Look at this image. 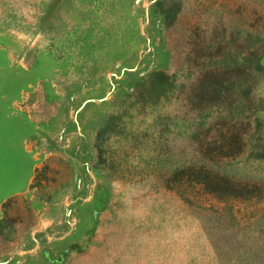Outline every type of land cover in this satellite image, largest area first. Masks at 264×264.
<instances>
[{
    "label": "rangeland",
    "instance_id": "1",
    "mask_svg": "<svg viewBox=\"0 0 264 264\" xmlns=\"http://www.w3.org/2000/svg\"><path fill=\"white\" fill-rule=\"evenodd\" d=\"M0 148V264H264V0H0Z\"/></svg>",
    "mask_w": 264,
    "mask_h": 264
},
{
    "label": "trees",
    "instance_id": "2",
    "mask_svg": "<svg viewBox=\"0 0 264 264\" xmlns=\"http://www.w3.org/2000/svg\"><path fill=\"white\" fill-rule=\"evenodd\" d=\"M206 176H208L209 180H203V182L201 180V184L205 187H211L210 193L214 194L215 196L227 195L233 197H242L244 194L247 196H252L257 190L253 185L233 183L228 178L219 174L206 173Z\"/></svg>",
    "mask_w": 264,
    "mask_h": 264
},
{
    "label": "crops",
    "instance_id": "3",
    "mask_svg": "<svg viewBox=\"0 0 264 264\" xmlns=\"http://www.w3.org/2000/svg\"><path fill=\"white\" fill-rule=\"evenodd\" d=\"M4 152H6V149H1V148H0V153L2 154V157H3V158L6 157V155L3 154ZM8 156H10L9 158L12 157V159H13L14 163H16V165L22 167L23 162H24V159L21 158L20 155H19L18 153L13 152L12 155H8ZM2 157H1V158H2ZM17 175H18V174H17ZM19 180H20V174H19L18 176H14V177H12V178L10 179L9 182L3 181L2 184H1V186H0V189H1V188H2V189L5 188V187L7 186V185H6L7 183H9L11 186H12V185H16V184L19 182ZM8 186H9V185H8Z\"/></svg>",
    "mask_w": 264,
    "mask_h": 264
}]
</instances>
